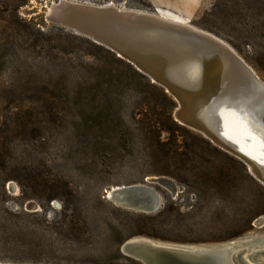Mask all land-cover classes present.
I'll return each mask as SVG.
<instances>
[{"label": "rangeland", "instance_id": "374dc122", "mask_svg": "<svg viewBox=\"0 0 264 264\" xmlns=\"http://www.w3.org/2000/svg\"><path fill=\"white\" fill-rule=\"evenodd\" d=\"M21 2L26 4L18 9ZM54 2L0 0V263L122 264L114 262L109 227L115 219L128 220L111 208L105 191L145 184L176 172L186 156L207 158L210 152L203 136L189 128L158 132L148 126L164 119L157 93L124 65L66 39L58 26L47 23L46 10ZM213 2L114 3L179 18L216 35L264 82L258 47L246 44L241 28L210 18ZM17 12L35 25L20 22ZM256 43L264 46V39ZM156 139L166 144L168 155L158 151ZM247 184L241 190L251 205L256 193ZM177 187V195L187 199L185 186ZM159 192L163 202L172 196ZM52 195L58 198L48 203ZM62 201L72 209L69 216L61 213ZM30 202L40 209L27 208ZM257 234H264V227L255 225L243 237ZM237 260L264 264V250Z\"/></svg>", "mask_w": 264, "mask_h": 264}, {"label": "water", "instance_id": "95a60500", "mask_svg": "<svg viewBox=\"0 0 264 264\" xmlns=\"http://www.w3.org/2000/svg\"><path fill=\"white\" fill-rule=\"evenodd\" d=\"M45 20L92 40L132 65L175 100L173 116L179 125L239 158L264 186L263 169L219 135L221 110H238L245 102L257 106L264 99V82L227 42L189 23L113 2L57 0L47 7ZM260 112L264 122V108ZM159 188L177 195V183L165 176L149 178L145 184L116 186L105 195L117 207L151 214L164 204ZM27 208L40 209L34 202ZM255 225L264 227V218ZM260 250H264V234L215 245L171 244L136 237L120 247L123 255L141 264H239V256Z\"/></svg>", "mask_w": 264, "mask_h": 264}, {"label": "trees", "instance_id": "16d2710c", "mask_svg": "<svg viewBox=\"0 0 264 264\" xmlns=\"http://www.w3.org/2000/svg\"><path fill=\"white\" fill-rule=\"evenodd\" d=\"M102 1L114 3L119 0ZM129 1L140 4L144 0ZM213 1L208 16L212 19H219L221 23H225L231 28H241L240 30L245 32L246 44L258 47L259 52L257 53L260 54L258 58L264 65V46L256 43L260 38L264 39V35H260L264 32V0ZM25 4V2H21L18 9ZM16 17L26 25H35L33 19L27 22L20 17L19 12L16 13ZM169 18L185 21L174 17ZM56 29L66 39L75 41L82 47L103 52L116 63L124 65L157 93L162 102L164 119L151 120L150 122L154 123L149 122L148 126H152L158 132H171V127L184 128L173 118V111L177 106L175 100L161 87L152 84L145 75L105 47L67 29L61 27H56ZM200 140L210 152L207 158L186 156L181 160L182 167L180 169L162 175L185 186L187 199L181 198L179 195L175 198L168 195L162 208L151 214L125 210L108 203L114 211L124 214L128 220L123 224L115 219L116 225L109 227L112 230V239L116 247L117 259L114 262L141 264L126 257L120 251L121 245L132 238L145 237L165 243L183 245L222 244L250 233L254 230V221L264 216V186L250 175L241 161L214 146L206 138L200 137ZM156 144L161 145L159 152L168 155L163 148L166 146L165 143H160L156 139ZM247 181L256 193L251 205L247 203V198L241 190L242 185L248 186ZM51 188H54V185H51ZM57 198L56 195L50 196L48 203ZM61 213L65 217L72 213V209L65 201H62Z\"/></svg>", "mask_w": 264, "mask_h": 264}, {"label": "bare ground", "instance_id": "6f19581e", "mask_svg": "<svg viewBox=\"0 0 264 264\" xmlns=\"http://www.w3.org/2000/svg\"><path fill=\"white\" fill-rule=\"evenodd\" d=\"M160 16L187 23L163 15ZM247 103L238 106V110L220 111L222 126L219 135L222 139L233 143L238 152L252 160L264 172V122L260 112V109L264 108V99L257 106H250Z\"/></svg>", "mask_w": 264, "mask_h": 264}]
</instances>
